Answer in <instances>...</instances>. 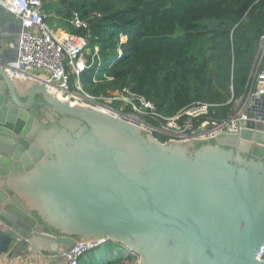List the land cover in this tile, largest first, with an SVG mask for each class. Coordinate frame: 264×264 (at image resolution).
<instances>
[{
  "label": "water",
  "instance_id": "water-1",
  "mask_svg": "<svg viewBox=\"0 0 264 264\" xmlns=\"http://www.w3.org/2000/svg\"><path fill=\"white\" fill-rule=\"evenodd\" d=\"M1 20V257L99 239L122 243L137 264H264L255 99L240 133L161 142L120 115L61 101L43 82L19 96L2 65L16 58L21 22L0 6ZM34 105L48 107V124Z\"/></svg>",
  "mask_w": 264,
  "mask_h": 264
},
{
  "label": "trees",
  "instance_id": "trees-1",
  "mask_svg": "<svg viewBox=\"0 0 264 264\" xmlns=\"http://www.w3.org/2000/svg\"><path fill=\"white\" fill-rule=\"evenodd\" d=\"M57 8L66 15L78 11L86 19L101 13L91 19V44L99 45L104 63L82 74L87 92L129 87L166 115L191 102L208 101L217 105L211 112L213 120L227 118L245 92L264 34V0H61ZM69 27L73 33H85ZM121 32L129 40L120 54ZM102 70L110 71L115 79L92 83V76ZM137 260L138 255L122 243L106 240L81 255L78 264Z\"/></svg>",
  "mask_w": 264,
  "mask_h": 264
},
{
  "label": "built area",
  "instance_id": "built-area-1",
  "mask_svg": "<svg viewBox=\"0 0 264 264\" xmlns=\"http://www.w3.org/2000/svg\"><path fill=\"white\" fill-rule=\"evenodd\" d=\"M44 1L0 0V6L19 20L22 28L16 58L2 65L11 78L43 82L50 92L52 90L60 92L71 103L105 109L109 105L100 103V100L120 102L123 105L121 109L129 113L111 108L112 113L134 120L144 129L158 131L167 138L170 137L169 140L207 139L219 133H240L244 123L249 119L247 106L252 99L256 100V111L264 116V34L259 39L258 52L249 73L245 92L236 100L235 108L227 118L222 121L213 120L211 112L217 105L208 101H194L177 113L166 115L158 111L152 101L129 87L111 89L100 95L87 92L82 83V74L87 69H100L104 63L99 45L91 44L93 38L91 19L101 16V13L94 12L87 19L78 11H72L69 15L65 13H61V16L54 15L75 29L85 30V33L70 34L63 38L49 26ZM128 40V34L124 32L119 34L118 53H123V44ZM114 79L110 71L102 70L94 74L91 81L97 85ZM133 115H137L138 118L132 117ZM198 129L203 131L196 134ZM101 243L102 240L99 239L90 240L79 243L63 253L51 255L62 257L60 264H78L81 255ZM258 257L264 259V246L258 251ZM12 262L4 261L0 264Z\"/></svg>",
  "mask_w": 264,
  "mask_h": 264
},
{
  "label": "crops",
  "instance_id": "crops-1",
  "mask_svg": "<svg viewBox=\"0 0 264 264\" xmlns=\"http://www.w3.org/2000/svg\"><path fill=\"white\" fill-rule=\"evenodd\" d=\"M44 10L48 14V17H52L54 9L51 6V4H45ZM62 23L64 24V28L63 27H57L56 29H53L59 37L64 38L66 35L76 34V33H73L72 30L70 29L69 26H71V25H69L68 23H66L64 21H62ZM5 24H9V23L8 22L6 23L5 21L1 20L0 21V29ZM10 31H11V29L8 28V30H6V33L3 34L2 37L3 38L10 37L9 35L12 34V32H10ZM18 32L17 33L15 32V35L17 34V36H18ZM14 56H16V53H14ZM12 81H13L15 88L16 89L18 88V90H19L17 92L18 95L19 96H26V86H29L31 81L15 80V79H12ZM4 261H13L12 264L13 263L14 264H60L61 263V260L58 257L50 255L49 253L31 254L29 251H24V250L19 252L18 254H15L12 257H10L8 255H6L4 257L0 256V263H2Z\"/></svg>",
  "mask_w": 264,
  "mask_h": 264
},
{
  "label": "rangeland",
  "instance_id": "rangeland-1",
  "mask_svg": "<svg viewBox=\"0 0 264 264\" xmlns=\"http://www.w3.org/2000/svg\"><path fill=\"white\" fill-rule=\"evenodd\" d=\"M58 2H61V0H46L45 1V3H47V4H51V6L53 7V9H54V12H53V14H52V17H48V19H47V22H48V24H49V26L52 28V29H56L57 27H63L64 28V24L62 23V20H60V19H58V18H55V16L54 15H57V16H61L62 14L61 13H64L65 11H63V10H61V11H59L58 10V8H57V4H58ZM89 18V17H88ZM245 24L249 27V28H253V25L251 24V23H249L247 20L245 21ZM248 30V29H247ZM249 32H250V30H248ZM88 44H90V43H88ZM258 46H257V49H256V52H255V56H254V59H255V57H256V55H257V52H258V48H259V42H258V44H257ZM87 51H89V48L87 49ZM254 59H253V62H252V65H254ZM230 90L231 91H233V85H232V83H230ZM102 93H104V92H102ZM101 93H99V94H97V95H100ZM100 103H102V104H105V105H109L108 106V108H105L106 110H110V111H113L111 108H115V109H117L119 112L121 111L122 113H129V112H127V111H123L121 108H122V104L120 103V102H111L110 100H108V99H103V100H100L99 101ZM100 109V108H99ZM132 113V112H131ZM130 113V114H131ZM133 114V113H132ZM118 115H120L121 116V114H118ZM132 117H134V118H138V116L137 115H133ZM125 118H127V117H125ZM126 120H128L129 122H133V123H135V121L134 120H130L129 118H127ZM140 127H142V126H140ZM143 128V127H142ZM146 130H148V129H146ZM148 131H150V130H148ZM158 133V134H160L161 135V137H162V139L164 140H161L160 138H159V136L157 137L154 133ZM151 135H153L154 137H156L157 139H159L161 142H169L170 140L169 139H171L170 137L169 138H167L166 136H163V134H161V133H159L158 131H151ZM164 137V138H163ZM176 141H181L180 139H178V140H176ZM51 255V254H50ZM59 259H61L62 260V257H60ZM139 259V258H138ZM137 262H138V260H137ZM137 262H135V263H130V262H126L125 264H137Z\"/></svg>",
  "mask_w": 264,
  "mask_h": 264
},
{
  "label": "flooded vegetation",
  "instance_id": "flooded-vegetation-1",
  "mask_svg": "<svg viewBox=\"0 0 264 264\" xmlns=\"http://www.w3.org/2000/svg\"><path fill=\"white\" fill-rule=\"evenodd\" d=\"M36 109H32L33 113L38 116V118L43 122V123H49V116H48V107L46 105H34ZM38 110L39 112H36ZM47 121V122H46Z\"/></svg>",
  "mask_w": 264,
  "mask_h": 264
},
{
  "label": "bare ground",
  "instance_id": "bare-ground-1",
  "mask_svg": "<svg viewBox=\"0 0 264 264\" xmlns=\"http://www.w3.org/2000/svg\"><path fill=\"white\" fill-rule=\"evenodd\" d=\"M51 93L54 95V94H56V95H58L59 96V98L61 99V101H63V102H69L66 98H64L62 95H61V93L60 92H57V91H55V90H52L51 91ZM71 105H80V106H87V105H85V104H77L76 102H73V103H71V102H69ZM102 111H105V112H110V113H112L110 110H106V109H101ZM112 114H114L115 115V113H112ZM116 115H118V114H116Z\"/></svg>",
  "mask_w": 264,
  "mask_h": 264
}]
</instances>
